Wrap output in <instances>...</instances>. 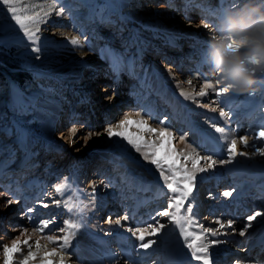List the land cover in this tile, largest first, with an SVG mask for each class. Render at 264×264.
I'll use <instances>...</instances> for the list:
<instances>
[{
    "label": "bare ground",
    "instance_id": "obj_1",
    "mask_svg": "<svg viewBox=\"0 0 264 264\" xmlns=\"http://www.w3.org/2000/svg\"><path fill=\"white\" fill-rule=\"evenodd\" d=\"M116 8L121 7L120 5L123 4L126 7H129L130 5L139 4L142 2V0H122L120 3L117 0H111ZM175 1V0H169ZM222 2V0H219ZM210 1L208 0H181L183 3V7L186 9V12L191 14V10L193 8L197 9L193 13H198L197 15H203L202 13L206 10L210 12V18L213 15V12H220L221 17L223 16L224 10L220 8L219 3L216 4L215 0L212 5L209 4ZM170 5V4H169ZM125 7V8H126ZM169 7L167 4L162 3L156 10L162 11ZM80 12V10H78ZM169 13V12H168ZM191 14L192 17L194 14ZM134 18V21L139 20L141 17L146 19H151V17L154 16V14L148 13V14H141V11H134L131 13ZM188 15V14H187ZM186 16V15H185ZM167 17V16H166ZM121 20L123 21V18L120 16ZM65 19L67 17L64 15H57V18L50 17L48 18V21L46 24H42L41 26H51L55 23H65ZM133 19V18H132ZM131 19V20H132ZM159 19V18H158ZM174 19L178 20V17L171 18V21ZM193 20V18L189 19ZM123 24V23H122ZM170 21L167 25L171 26ZM115 27V26H114ZM54 31H56L58 34H60L61 38H74L75 34L71 32L68 29L57 28ZM197 30H202V24H197L196 26ZM172 32L178 30L176 34L171 33V31H167V39L171 41L174 45L177 44L180 47L183 46V42L179 40L181 37L184 38V42L191 41L190 38L186 37H195L196 32L193 31H186L181 28H170ZM186 32L185 36H180L181 32ZM101 36L100 38H105L107 35L109 40H112L115 34L109 33L110 30L101 29ZM153 33L156 35H164L162 32H158L156 30H153ZM159 33V34H158ZM11 34L12 36H15V33L11 30L7 33H3L0 31V38H4L7 35ZM57 34V35H58ZM190 34V35H189ZM10 35V36H11ZM111 36V37H110ZM165 38V37H162ZM120 40H125V38H119ZM93 49L89 51L87 47H83L80 49L78 53V68L83 70L86 66L88 68L87 75L91 79L90 81L93 82V86H95L94 80H97L101 74L109 73L110 69L114 72H120L123 71L121 67H124L127 74H133L137 73V77L141 82V79L144 80V87L147 86L148 92L146 93V96L148 95L149 99L147 104L151 106H146L148 113L155 112V95L160 96V98L164 99L167 104H169L171 111L175 112L176 115L174 116L179 119V122H184L182 125H189L190 129L193 130L196 126H201L199 123V119H201L199 116H207L209 117V114H206L207 110L212 107L210 103L207 101V97L209 95H206V102H203L201 100V97L196 96L195 99H192V96H195L196 92L200 91L203 87L202 83L204 80V77L200 76L198 73L190 74H184L182 73V70H185L188 68V64L191 65L198 59L200 62L198 64L200 67H203L204 69L208 67L204 62V53L206 48L202 46V49L198 51L199 55L193 54L196 50L194 47L191 48L187 45V47L184 48V50H191L190 52H187L185 55H181L179 60L180 63L178 65V70H174L173 66L170 65L167 68L172 69L171 71L166 70L164 71L163 65L156 63L155 61L160 60V56L156 55L154 58V62H145L143 59V55H145L144 48H141L140 46L134 47L132 49L137 50L136 54H129V55H123L116 53L117 51L111 52V55L108 53L109 57H103V56H97L94 54V51H96L100 45L97 43L92 44ZM155 46V45H154ZM154 46L150 47L148 46L147 50L153 49ZM147 48V47H146ZM179 48V47H178ZM177 52H174V54H178L179 50L176 49ZM102 52V51H101ZM181 54V52H180ZM146 55H150V53H146ZM165 57V55L163 56ZM186 57L192 58V61H187ZM71 64V63H70ZM70 64H67V66L63 67L62 70H56L58 71L54 75L58 77L59 80H68L73 81V79L78 77H67L68 75H72V66ZM75 64V63H74ZM200 68V72H202ZM209 69V67H208ZM210 70V69H209ZM205 71V70H204ZM204 74V73H203ZM79 76V73L78 75ZM98 76V77H97ZM103 81L105 82H111L110 78L107 75H102ZM121 76V75H120ZM120 77L118 76L117 80ZM201 78V79H200ZM101 79V80H102ZM188 79H192V84L189 85L187 83ZM44 79L40 78L38 80V83H43ZM72 84L70 85V87ZM259 89H264V75L259 73L257 78V83L253 86ZM103 91H108L106 98L101 97L103 92L101 93H94L92 97H94V101L90 102L88 97V92L95 91L94 87L93 89L89 88H79V92H70L68 96L72 95V93H75L72 95V98L76 101V106L71 107L69 111V121L75 122V119L81 118L83 115H87V106L85 104H90L88 107L90 109V113L95 115L97 112L98 118L94 117V121L90 122V124L84 125V124H71L67 123L65 127L62 128L60 135L58 136L59 139L62 140V147L66 148L69 154H74L76 156L85 157V161H87V164L91 162H95L96 156L99 155L100 159H102V162H104V167L102 168L103 174H95L92 171L89 172L90 177L87 179L85 178V175L83 171L80 173L78 171H73L72 169H68L69 172H66V175L72 176L75 174V179L78 180L77 187L73 186L71 183V187L66 189L64 192V197L62 198V201L65 202V200H75L81 202L79 205L80 210L83 209V211H80L82 214V228L79 229L78 237H79V248H81L80 252L84 254L85 261H83L82 258L79 260V252H76L74 254H70L69 252H62L61 254L64 255L65 261L69 258L72 259H78V261H81L85 264H87L88 261V254L94 253V251H97L96 248L103 252L105 259H112L111 264H138V262H144L149 264H173V261H178L179 264L182 260L184 264H200L198 261H194L191 259V252L186 247L183 246V240L178 234V230L174 229V227L167 223V217H156V213L159 211H162L161 208H165L167 205L168 198L173 195L165 186V180L164 177L160 175V169L157 168L155 165H153L151 161V154L154 151L153 144H155V147L159 149V151L164 152V155L169 152L171 148H175L177 153L179 154V164L183 165V168L186 169L189 172H194L196 175V181H195V187L193 189L192 194L189 196V199L191 200L192 205V212H191V218L194 221L193 226L189 229L190 231H194L196 233H200L202 229L200 227H197V225H202L203 229H216L219 231V234L216 236H212L210 232L206 233V239L207 240H218L220 243L212 245L209 249L213 264H226L230 261L236 264L237 261L240 262V264H263L260 263L261 260H264V248L260 250V252H257L254 248V246L264 239V216L257 217L256 220L251 221V227L248 228V231L245 232L244 235H240V231L242 230L243 226L248 223L246 220V217L248 213H246V208L250 210V214L255 213L256 211L264 212V198H257L253 197L250 193L249 195L240 197L241 194H243L244 190H246L247 187H249L251 184L259 183L258 186H261L262 188L257 189L258 192L263 191L264 193V157H261L259 155L253 156L251 158L245 157V156H237L234 161L227 164H220L219 161L223 159L222 155H227L226 150L224 148V145L226 143L225 140L221 139L220 133H217L215 131V128L213 127V122H216L218 117L216 118L215 115L210 116V120H206L204 124L206 127L201 128V130H194L193 135L189 138L190 140L194 138V135L198 134V140L199 144H196L194 146L187 144L185 138L183 140L179 139L178 141H182L176 145H173L175 143L174 138L172 137H165L160 135V130L167 127L169 132H171L174 136V132L171 128H169L168 123H166L165 127H162L161 129H157V132H149L146 129H142L138 127L136 124H128L124 127H118L116 128L117 131H124L128 134H130L133 138L137 136L143 137V141L140 143V151H136L135 147L127 142L126 139L123 137H111L109 138L105 132V129L102 127L104 119H107V117H110V119H114L119 117V115L114 112H116V106L119 104L121 105L123 103V98H121L120 91H113L110 93V88L107 86V84H103ZM261 87V88H260ZM252 88V89H253ZM74 90V89H73ZM88 90V91H87ZM90 90V91H89ZM257 90V91H258ZM181 91L190 94V98L185 99L183 95H181ZM251 91V90H250ZM66 93V92H65ZM89 93V94H90ZM168 93V94H167ZM247 94V93H245ZM40 95H43V99L39 100V104L43 106L47 113V118L51 122V125L53 127H56L57 120L59 121V117L63 112L68 109V105L65 103L67 100L65 98L67 96H64L59 101L54 95H50L47 99V97L39 93L36 96V98ZM69 97H67L68 99ZM86 98V99H85ZM88 98V99H87ZM244 98V97H243ZM35 100V99H34ZM209 100V99H208ZM84 102V106H82V102ZM210 102V101H209ZM247 99L244 98V104H246ZM36 103V102H35ZM37 104V103H36ZM174 104V107L173 105ZM84 107V110L81 109ZM258 106V101L255 99L254 103H251L250 106L245 107L243 112L239 111L234 118L240 117L244 114H251L254 113L253 110L255 107ZM126 107V106H125ZM124 107V108H125ZM80 108V109H79ZM65 110V111H64ZM206 111V112H205ZM213 111V110H211ZM215 111V110H214ZM186 113L187 115H183L180 113ZM101 113V115H99ZM179 113V114H178ZM173 114V113H172ZM263 114V112H262ZM129 116V118L133 121H138L140 119H144L142 115H134L133 110H125V114L121 115L119 117V121L124 119L125 116ZM97 116V115H96ZM46 118V119H47ZM83 119V118H82ZM206 119V118H205ZM146 120V119H145ZM241 121V120H240ZM256 121V119L252 120ZM109 125H107V128L109 126H115L119 122H113V120L109 121ZM219 122V121H218ZM223 122V121H221ZM225 122V121H224ZM223 122V123H224ZM259 125V124H258ZM263 125V124H262ZM76 127L77 131L75 133H71L69 130L72 127ZM216 127L219 126V123L215 125ZM152 128V127H151ZM207 128V130H205ZM99 132L100 135H92L90 138L86 137L87 132ZM150 138H147L148 134H150ZM231 132L226 131V134L229 137H232L230 135ZM78 135V139H75V137ZM257 137V136H256ZM237 139V148L239 151H244L239 147V139ZM0 145L4 146L3 153H6L7 155L11 154L8 150L16 149L17 147H20L22 150V154H24V151L27 150L28 157L24 158L15 168V175H18V180H20L22 176V168L24 166H30L33 162V158H31V152L32 149L28 146V144H19L16 143L13 137L8 135V133L4 132V134L0 135ZM262 138L257 140H261ZM115 140L122 141L119 146L121 148H125L126 153V163L122 164L121 166L124 167V169L119 172L121 176V183L119 184L118 188H112L111 194H106L107 190L110 188V181H106L107 178H109L110 172L107 171V166H109L110 163H114L117 165H120L121 163L117 160L116 157H118V154H115V159H113V154L111 150V146L114 144ZM20 141V140H19ZM82 146H81V142ZM193 143H197L196 139ZM262 142H258L256 146H259ZM67 146L65 147L64 145ZM163 144V148H160V146ZM243 145V143H241ZM219 147L222 148L219 151ZM3 147H0V150ZM198 149H201L200 151ZM255 148L253 149V151ZM47 152V150H46ZM48 153V152H47ZM199 154L202 157L203 154L207 156H211L212 159L217 161V164L213 168H207V164L205 161H201V166L207 168L205 172H199L192 168V160H184L185 155H195ZM251 153V152H250ZM1 154V153H0ZM148 155L149 159H144V156ZM228 157V156H227ZM225 159H228V158ZM5 159V158H4ZM58 161V160H57ZM262 161V162H260ZM110 162V163H109ZM133 164V166L137 167V170H135L132 167V170H128L125 165L127 164ZM1 166L5 164L4 161L0 162ZM85 165V166H86ZM84 166V164H82ZM122 167V168H123ZM4 168V166L2 167ZM84 169V167H83ZM82 169V170H83ZM126 169V170H125ZM5 171L7 168L4 169ZM159 170V171H158ZM144 172V174L142 173ZM178 171L179 178L181 179V182L178 183V186L183 187L182 181L185 179L183 175V171ZM230 171H233L232 179H227L226 183L224 184V188L221 190V194L218 192L217 185H219L223 179V176H226ZM139 174V175H138ZM141 174V175H140ZM83 175V177H82ZM165 175L170 176V172L166 173ZM118 176L116 174L111 177V180L118 181ZM228 177V176H227ZM102 178H105L104 182H102L103 188H105V192L103 194H98L97 192L89 191L91 187L93 186V189L96 190L101 182ZM255 178V179H254ZM253 179V180H251ZM85 180V182H84ZM231 181H234L236 184L234 187H229V184ZM18 182V183H17ZM171 182V181H170ZM12 192H9V195H12V193H16L17 190L14 189H22L23 186L19 185V181H17L15 178L12 179ZM26 187L32 188L35 190L37 187L41 186V179L36 178L34 176H31L29 179L25 181ZM233 183V182H232ZM201 188L204 189V195L202 197H199V191ZM230 191L232 192L231 196H225L224 192ZM261 193L260 195H263ZM35 194L34 191H31V194H29L28 201L30 197L32 198ZM129 195V198H126L127 201L125 202L126 205H129L128 207L130 210L128 211L127 215L128 219L123 220L121 219L120 225H114L112 223H108L107 221L102 223L108 224L106 227H101V224H94L93 226H89L86 222L83 220H86V216L92 217L91 214H93L94 210L105 204V202L108 199V205L110 207L115 208V213L113 215H116L117 206H114V202H119L121 199L125 198V196ZM239 196V197H238ZM6 192L0 190V221L4 218L6 214H9V219H17L19 221V224L22 226H27V224H31L30 221H25V213L24 211H20V205L15 206V203H21V206H23L24 202L22 200H18L16 202H11L10 204L8 201H12V199L7 200ZM25 197V196H24ZM50 199L52 197L50 196ZM245 207L241 206L239 210H237V206H240L239 204L246 203ZM45 204V203H42ZM42 204L34 205L32 207L34 209L32 214L36 211H50L53 208H50L49 206L47 208H40L38 206H42ZM56 204V203H55ZM188 205V202H185L184 209H186V206ZM58 207L59 205L56 204ZM43 207V206H42ZM197 207L200 208V210L197 209ZM63 209V208H62ZM183 209V210H184ZM181 212V214H184V212ZM64 211L68 213V209L65 207L64 204ZM200 211L203 213L200 214ZM19 212V214L17 213ZM56 213V212H55ZM72 215H76V212L72 210ZM109 213V211H107ZM49 214V213H48ZM102 213H97L96 218L101 216ZM51 215V214H50ZM98 215V216H97ZM112 220V216L110 217ZM122 218V217H121ZM153 218H157L160 220L161 223L165 224V228L162 229L160 232H158L154 236H149L147 233H145V241L147 240H156V244L152 245L149 249H141L139 248V244L141 241L137 239V236L139 235H133V232L137 228H143L144 224L151 223L153 221ZM27 219H28V213H27ZM227 220V221H225ZM229 220L233 221L232 228H229L227 226V222ZM8 223L6 226V231H14V233L10 234L9 237L12 235L13 238H6L4 234H2L0 230V248L2 249L3 244H8L11 247L12 239L16 238L17 236L20 237L21 240L29 239V243L33 244V249L35 250V241L40 240L41 245H44L47 247L48 250H51L55 245L50 244L47 240L43 239V236L48 234L47 232L40 233L34 232L33 229L29 227H17V222ZM220 224H224L225 226L223 228L220 227ZM16 225V226H15ZM59 223L55 222V224L52 226V228L58 227ZM20 228H27L28 232L21 236ZM133 229V232H129L128 229ZM146 228V227H145ZM104 229V230H103ZM87 231V232H85ZM152 230L150 229L151 232ZM60 233L58 230L55 233ZM88 233V234H87ZM60 236V235H59ZM115 240V241H114ZM62 242V241H61ZM116 242V243H115ZM197 243H200L198 241ZM71 246V245H70ZM23 247V246H22ZM72 247V246H71ZM70 247V248H71ZM96 247V248H95ZM69 248V249H70ZM239 248V249H238ZM69 249L67 251H69ZM25 247V251H26ZM57 251H61L59 248H57ZM1 252V251H0ZM3 252V249H2ZM161 253V254H160ZM43 254V253H41ZM87 254V255H86ZM228 254H233V257H230ZM157 257L160 259H163V263H159L160 260L150 262L153 257ZM76 256H78L76 258ZM4 259V258H3ZM1 259V260H3ZM16 259H19L18 254L16 255ZM49 259L59 260V257H49ZM232 259V260H229ZM34 264H40V261L33 258ZM4 261V260H3ZM223 261V262H222ZM109 262L106 261V264H109ZM182 262V264H183ZM222 262V263H221ZM3 263V262H2ZM1 264V263H0ZM69 264H78L76 261H70Z\"/></svg>",
    "mask_w": 264,
    "mask_h": 264
},
{
    "label": "rangeland",
    "instance_id": "obj_2",
    "mask_svg": "<svg viewBox=\"0 0 264 264\" xmlns=\"http://www.w3.org/2000/svg\"><path fill=\"white\" fill-rule=\"evenodd\" d=\"M117 1H119L120 3L122 2V0ZM208 1H210V5L214 3V0ZM142 2L143 3L140 2L139 4H137V6L130 5L129 7H126L125 5L123 6V4H121V7L116 8L111 0H58L57 10L60 7H63V15L64 17L66 16L67 19H65V23H55L51 26L40 25V53L32 52L30 42H27L26 40L22 41L19 39V37L22 36V33H17L13 29L12 26L14 22L9 19L10 14L6 12V8L4 6L0 5V29H2L0 31L3 33H7L12 30L15 33V36L9 34L4 38H0V135L6 132L8 133V135L13 137L16 143L28 144V146L32 149L30 157L33 158V162L30 166H24L22 168L23 177L18 180V175H15L14 170L24 158L28 157L27 150L24 151V154H22L23 149H21L20 147H17L16 149L10 148L8 151L11 152V154L7 155L6 153H3L5 147L0 145V147H3L0 150V162H5V164L3 165L4 168H2L3 166H1L0 164V190L3 189V191L6 192L8 196L6 198V202L9 199H12L11 202H13V204L18 200H22L24 202L23 206H21V203H15V206L20 205V208H18L20 209V211L22 210L26 212L27 208L34 207V205H40L42 203H45L50 208H53L50 211L43 210L36 211L34 212V214L28 213V216H31L33 220L30 221L31 224H27V226L20 225L17 219H9L10 215L6 214L0 221V230L1 232L3 231L2 234L6 235V238H13L14 236L12 235L11 237H9L10 234L14 233V231L5 230L9 222H12V224H14L13 222H17V227H29L30 229H33L34 222L37 219L51 218L55 220V222L59 223L58 227L63 226L62 221L69 218H74L82 222L83 216L80 212V208H73L74 212H76V215H72V213L69 212L66 213L64 211V202L61 198L64 196H61L55 191V187L59 184L65 183V180H67L69 184L72 183L73 186L77 187L78 180L75 179V174H73L71 177L66 175V172H69L68 169L78 171L79 173L83 171L86 179L90 177V171L95 174H103L102 168L104 167V162H102V159H100L99 155L96 156L97 158L95 162H91L88 166L86 165L87 161H85V157H78L75 155V153L69 154V152L71 151H67L66 148L62 147V140L59 139L60 137L58 138L62 128L65 127L67 123H69V125L87 124L88 126L90 122L95 120L94 117L98 118L97 112L94 116L92 113H90V109L88 108L90 104H88L87 101V104H85V106H87V109H85V111L87 110L88 114L83 115L79 119H75V122L69 121V111L71 107L76 106V101L72 98V95H74L75 93H72L71 96H68V94H70V92H79V88H89L90 90L93 89V87L95 88V91H92L91 93L88 92L89 99H87L90 100V102L95 100L94 97H92L94 93L103 92L101 97L104 96L103 100L104 98H106L109 92L103 91V87H100L103 84H107V86L111 89L110 93L119 90L121 98H123L124 101L121 105L119 104L118 106H116V112H114L115 114L117 113L119 117H121V115L125 114L126 109L133 110L134 115L139 113V115H142L144 117V120L146 119L147 126L155 129H161L162 127H165L166 123H168V125L170 124L169 128H171L174 132L175 143L173 145L176 146H178V143L182 142L178 141L181 135H184L186 140L183 141H186L188 146L199 144L198 137H196L198 136V134H196V136L194 135V138L191 140L189 138L191 137V135H193L194 130H201V128L206 127L204 122H206V120H210L211 115H215L216 118L218 117L217 121L213 122V124L216 125L217 123H219L218 127H224L226 131L231 132V136L233 134V136L237 137L238 139L241 136L248 137L249 146L247 148H245L244 145L241 144L242 142L239 139V147H241L242 150L253 152L254 148L264 146V138H262L261 140H257L256 137V133L261 128H264V89L258 90L259 86L258 88L257 86L254 87L247 94L233 93L226 98H217L215 93L211 89H205L209 95V97H207V101L212 105V107H210L207 112L205 111L206 114H209V117L205 115L199 116L201 118L199 119V123L201 124V126H196L193 128V130H191L189 125H182L184 122H181V124L177 117L174 118L176 113L171 111V108L169 106L170 103L167 104V102L164 99L160 98V96L155 95L154 97V100L156 102L155 112L148 113L149 110H147L146 106L151 105L147 104L149 99L148 95L146 96L148 88H146L147 86L144 87V80L141 79L140 82L136 75L137 73H135V75L127 74L124 67H121L123 70L121 71V73L114 72L113 70H111V68H108L110 69V72H103L97 80H94L96 85H91L93 84V82L90 81L91 78L89 76L91 75H87L88 71L86 68L88 67L86 66L83 70L80 71L77 63L79 61L78 53L80 49L83 47H87L89 51L94 50L92 46L93 43H97L100 45V47L96 51H94V54L99 57H109L108 53L111 55V52L113 51H117L116 53L120 54L121 56L136 54L137 50H134L132 48L140 46L141 48L145 49V55H143V59L145 60V62H154V58L156 57V55L160 56L161 59L155 62L163 65L165 69L164 71H171L172 69L167 68L170 65L174 67V70L179 69L178 65L180 63V56L182 54L185 55L187 54V52L191 51L184 50L187 45L191 48L194 47L196 49L193 53L196 56L199 55L198 51L202 49V46L207 48V45L211 40L213 33L209 28H205L204 24L208 23L212 25L213 28H215L213 21L216 19L214 15H212V17L210 18L211 15L208 10H205L202 13L203 15L200 16L197 15L198 13H193L197 10L193 8L191 10V14H194L192 17L191 14L186 12V9L183 7V3H178L181 2V0L170 2L169 0H142ZM233 2H236L239 6H242L244 3L248 2V0H222V2H218V0H215V3H219L220 8L224 10L223 13L231 9V4ZM40 3H43V0H19L20 5ZM48 3H51V0H48ZM162 3L167 4L169 7L162 11L156 10V8H158ZM78 10H80V12H78ZM135 10L141 11V14L143 15L151 13L154 14V16L149 20L141 17L139 20L134 21L135 17H133L131 13H133ZM120 16L122 18L124 16L123 21L121 20ZM176 16L178 17V20L174 19L173 21H171V18H176ZM50 17L57 18L56 12H52ZM191 18H193V20H189ZM169 21L174 24H171V26L167 25ZM197 24H202L201 31L197 30ZM53 27H55V29L64 27L63 29L70 30L71 32H73V34H75L74 38H78L81 41V44L79 46L72 45L70 41L74 38H61L60 34L54 31ZM174 27L181 28L183 30H186L187 32H196L197 35H195V37H186L185 40H187V38L191 39V41L189 42H184L185 37L179 38V40L183 42V46L181 47L177 44L174 45L171 41H169V39H167L166 34L167 31H171V33L176 34L178 30H176L175 32H172V30H170V28ZM101 29L110 30L109 33L115 34L113 36L114 38L112 40H109V36L107 37L108 33L105 38H100ZM153 30L158 31L159 33L162 32V34L164 35H156L153 33ZM181 33L183 34H181L180 36H185L186 34V32ZM123 37L125 38V40L119 39ZM148 46H154V48L147 50ZM176 49L179 50L178 54H174V52H177ZM146 53H150V55L147 56ZM37 55H39L40 59H36ZM164 55L165 57H163ZM186 60L192 61L193 59H190V57H186ZM198 62L200 61L197 59L192 65L189 63L187 65L188 68L182 70V73L187 75L188 73H199L202 77L206 75L208 81L214 83L215 75L211 73L208 67L204 69V64L201 68ZM67 64H70L72 66L73 71V74L68 75L67 77H78L73 79V81L63 79L59 80L58 77L54 75L58 72L56 70L64 69L63 67L67 66ZM200 68L204 69L205 71L201 70L202 72H200ZM78 73L79 76H77ZM261 74L264 75V73ZM102 75H107L112 81H103L102 77L104 76ZM118 76L120 78L117 80ZM40 78L44 79L43 83H38V80ZM202 81V83L205 82L204 80ZM71 84L72 86L70 87ZM39 93L44 94L47 99L50 95H54L59 101L64 96V94L65 96L69 97L68 99L67 97L65 98V100H67V102L65 103L68 105V109H66V111L64 110L65 112L60 115L59 121L57 120L56 127H53L51 125V122L47 118L45 109L42 105L39 104V100L43 99V95H40L36 98L35 95ZM243 97H246L247 99L246 104H244ZM205 98L206 97H201V100L203 102H206ZM255 99L258 101V106L254 108V113H243V115H241L240 117L237 116V118H234V116H236L239 111L243 112L245 107L250 106L251 103H254ZM224 101H226L227 107L225 106ZM84 102L85 101L82 102V106H84ZM172 105L174 107V104ZM82 106L81 109L84 110V107L82 108ZM222 107L226 112L231 109L229 117H221L219 115L220 109ZM213 109H215V111H211ZM180 114H183L185 116L187 115L185 112ZM99 115H101V113ZM119 117L114 119H110V117H107V119H104L102 127L106 129L107 125L111 123L109 122L110 120H113V122H119ZM254 119H256V121H252ZM221 121L225 122L223 123ZM205 130H207V128H205ZM150 136H152L151 133L148 134L147 138H150ZM75 139H78V135L75 137ZM195 139L197 143H193ZM121 142L122 141L115 140L114 144L110 147L114 157L113 159H115L114 155L118 154V157L116 158L121 163L117 167L116 164L109 162L110 164L109 166H107V171L110 172V176L106 181H110V188L107 191L105 190V188H103L102 182H104L105 178H102L101 182L99 181L100 186L96 190H94L92 186L89 191H95L98 194H103L106 191V194H111L112 188H118L119 184L122 182L119 172L124 169V167L121 165L126 163L127 151L125 148H121L119 146ZM258 142L262 143L259 146H256ZM82 143L83 141L81 142V146ZM64 146L66 147L67 144ZM46 150L48 153L46 152ZM198 150L200 151L201 149ZM219 150H221L220 147ZM160 155L161 157L164 156V152L160 151ZM203 156L207 157V155L205 154H203ZM222 156L223 159L227 157V155ZM82 164H84V166H82ZM125 166L128 170H132V167L137 170V167L133 166V164L131 163ZM167 167V165H164L166 173L169 172L167 171ZM5 168H7L6 171L4 170ZM178 170L181 172L185 171L183 167H180ZM142 173L144 174L143 171ZM115 174L116 176H118V181L111 180V177H113ZM171 174L172 173H170V175ZM233 174V171H230L229 174L223 176L221 183L217 185L219 194H221V190L224 188V184L226 183L227 179H232ZM31 176L39 178V180L41 179V186L37 187L35 190L26 187L25 185V181ZM179 177L180 176L178 175L177 171L176 181L178 183L181 182V179ZM13 178L19 181V185L23 187L22 189H14L17 190V192L9 195V192L13 191ZM235 184L236 183L234 181H231L229 187L232 188L235 186ZM204 189L206 188L200 189L199 197H202V195H204ZM31 191H34L37 195H33V197H30L28 201L27 197L29 196V194H31ZM50 196L52 197V199H50ZM262 196L264 198V193ZM126 198H129V195L125 196V198L121 199L119 202L113 203L114 206L119 204L116 207V215H113L115 213V208H109L107 199L105 204L103 203V205L95 209L93 212L94 215H96V211L99 214L102 213L100 217L97 215V218L96 216H94L93 218V214H91L92 217H89L87 215L86 220L83 221L86 222L89 226H93L94 224H101V227H106L108 224L102 225V223L106 221L108 222V219L111 216L112 221L114 222L116 219L127 215L128 211L130 210L128 207L130 206L125 204V202L127 201ZM57 200L61 201L58 207L55 204V201ZM185 202H188L186 208L189 206V204L191 205V200L189 199V197ZM43 205L44 204H42V206ZM42 206L38 207L45 208ZM163 209L164 208H161V210ZM197 209L200 210L199 207H197ZM107 211H109V213H107ZM17 213L19 214V212ZM202 213L203 212L200 211V214ZM246 215L248 216L250 215V213ZM25 217L26 218L23 220L29 221V219H27V215H25ZM113 224L117 225L115 223ZM53 225L54 224H50L49 229H51ZM58 227L56 228L58 229ZM145 227H147L146 224L143 225V228ZM148 231H150V229H147L146 233H148ZM45 232L49 233V230L45 229ZM78 232L79 230L71 239L70 245L72 247L70 246L71 248L69 247L70 249L68 248L69 251H67L66 253L69 252L70 254H74L76 252H79V254H81L79 255V260L80 258H82L83 261H85V253L83 254V252H80L81 248H79L78 245ZM64 234L65 233H57L58 236H63ZM96 250L97 251H94V253L88 254L87 258L89 262H87V264H106V261L109 262V259L104 258V254L102 251L98 250L97 248ZM0 251V263L4 264V256L1 248ZM228 255L230 257H233V254ZM77 257L78 256H76V258ZM73 260L78 262V264H85L74 258H69L68 260H66V264H69L70 261ZM158 260H160L159 263H162L163 259H159L157 255H155V257H153L150 262L152 263ZM112 261L113 260L111 259L109 264H111ZM232 263H234L233 260L232 262L230 261L226 264ZM260 263L264 264V260H261ZM138 264L149 263L138 262Z\"/></svg>",
    "mask_w": 264,
    "mask_h": 264
},
{
    "label": "snow or ice",
    "instance_id": "obj_3",
    "mask_svg": "<svg viewBox=\"0 0 264 264\" xmlns=\"http://www.w3.org/2000/svg\"><path fill=\"white\" fill-rule=\"evenodd\" d=\"M219 2V0H218ZM256 3L264 4V0H255ZM57 3L58 0H51V3H48V0H43V3L40 4H30V5H20L19 0H0V5L6 8V12L9 15V19L14 22L13 29L17 33H22V36L19 37L20 40H26L30 42L31 51L34 53L41 52V28L40 25L46 24L48 18L51 16L52 12H56L57 15H63L64 8L60 7L57 10ZM240 7L236 2L231 4V9ZM213 15L216 19L213 21L215 27L218 28V21L221 18L220 12H213ZM205 27V26H204ZM206 28V27H205ZM2 30V29H0ZM72 45L79 46L81 41L78 38H74L70 41ZM36 59H40L39 55L36 56ZM264 73V72H262ZM204 84L200 91L196 92L195 96H192V99H195L196 96L204 97L208 95V92L205 89H211L217 98H226L230 94H233L229 88V86L220 83V76H215V82L212 83L208 81L207 76H204ZM187 83L189 85L192 84V79H188ZM219 86V87H217ZM181 95L185 97V99L190 98V94L181 91ZM225 106L227 107L226 101H224ZM215 109H213L214 111ZM231 109L229 111H225L222 107L220 109L219 115L221 117H229ZM136 115H139L137 113ZM167 119V118H165ZM136 124L138 127L142 129H146L149 132H157V129L151 128L147 126V121L143 118L138 121H133L129 118V116H125L124 119L119 121V123L115 126H109L105 129V132L109 138L111 137H123L127 140V142L133 145L136 151H140V143L143 141V137L137 136L133 138L130 134L124 131H117L116 128L124 127L128 124ZM215 127V125H213ZM71 133H75L77 131L76 127H72L69 130ZM215 131L217 133L222 134L221 139L225 140L226 143L224 148L226 150V154L229 157L228 159H221L219 161L220 164H227L231 163L236 159L237 156H245V157H253V156H261L264 157V146L256 147L253 152L248 151H239L237 148V139L235 136L229 137L226 134V130L224 127H215ZM86 137L90 138L92 135H100L99 132L93 133L91 131L87 132ZM160 135L165 137H172L174 138L173 134L169 132L168 128L165 127L160 130ZM256 136L258 139L264 138V128H261L257 133ZM185 137L184 135L180 136V139L183 140ZM240 141L243 143L244 147L247 148L249 146L248 137L241 136ZM163 147V144L160 146ZM154 151L151 154V163L155 165L157 168L160 169V175L164 177L165 186L167 189L173 194L167 200L166 207L156 213V217H167V223L172 225L174 229L178 230L179 236L183 240V246L186 247L191 252V259L194 261L200 262V264H213L212 255L209 251L212 245L220 243L218 240H207L206 233L210 232L212 236H216L219 234V231L216 229H203L202 225H197L200 227L202 231L200 233H196L194 231H190L189 229L193 226L194 221L191 218L192 207L189 206L184 209V204L186 199L192 194L193 189L195 187L196 175L194 172H189L185 169L183 175L185 179L182 181L183 187L178 186V182L176 181V174L177 170L183 165L179 164V154L177 153L175 148H171L167 154L161 157L160 151L158 148L155 147L153 144ZM144 159H149L148 155L144 156ZM192 160V168L199 172H205L207 168H213L217 161L212 159L211 156L202 157L198 153L193 155H185L184 160ZM201 161H205L207 164V168L201 166ZM164 165H167V171L172 173L170 176L165 175V168ZM171 181V182H170ZM71 185L65 180V183L59 184L55 187V191L60 194L61 196L64 195L66 189L70 188ZM225 196H231L232 192L226 191L224 192ZM10 204L11 201H8ZM56 204H60L61 201H55ZM81 202L73 201V200H65L64 204L65 207L68 209L69 213L72 212L73 208L79 207ZM43 207L47 208L48 205L44 204ZM182 209H184V214H181ZM34 209L29 207L26 209L25 215L27 213L33 212ZM83 211V209H81ZM264 216V212L256 211L253 214H250L246 217L248 221L240 231V235H244L245 232L248 231L250 228L251 221L256 220L257 217ZM29 221H32L33 218L28 216ZM121 219L127 220L128 216H124L122 218H118L115 220V224L120 225ZM113 221L111 218L108 219V223H112ZM50 224H55V220L49 219H37L34 222L33 231L44 233L45 229L49 230V233L43 236V239L47 240L50 244L55 245L51 250H48L46 246L41 245L40 240H36L35 243V250L33 249V244L29 243V239L21 240L19 236L12 239L11 247L8 244H3V256H4V264H34L33 258L35 257L40 261V264H66L64 255L62 252H67L68 248L70 247L71 239L76 235V232L82 227V224L79 220L74 218L65 219L62 221L63 226H59L57 228L49 229ZM233 221L229 220L227 222V226L232 228ZM225 225L220 224V227L223 228ZM165 228V224L161 223L159 219L153 218L151 223L147 224L146 228H137L135 232L133 229L129 228V232H133V235L137 236V239L141 241L139 244V248L141 249H149L152 245L156 244V240H147L145 241V233L147 229H151V232L147 234L149 236H154L162 229ZM57 230L60 233H65L63 236H58L55 233ZM28 232L27 228H22L20 235L23 236ZM62 241V242H61ZM200 241V243H197ZM23 246V247H22ZM26 247V251H25ZM59 248L61 251H57ZM43 253V254H41ZM19 254V259H16V255ZM49 257H59V260L49 259ZM236 264H240L239 261Z\"/></svg>",
    "mask_w": 264,
    "mask_h": 264
},
{
    "label": "clouds",
    "instance_id": "obj_4",
    "mask_svg": "<svg viewBox=\"0 0 264 264\" xmlns=\"http://www.w3.org/2000/svg\"><path fill=\"white\" fill-rule=\"evenodd\" d=\"M204 26L213 33L204 53L211 73L234 93L250 92L264 72V4L248 0L227 10L218 28Z\"/></svg>",
    "mask_w": 264,
    "mask_h": 264
}]
</instances>
